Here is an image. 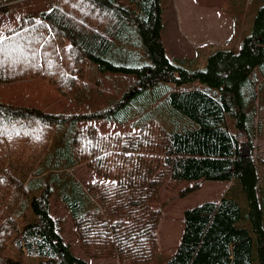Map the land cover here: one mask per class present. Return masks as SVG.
I'll return each instance as SVG.
<instances>
[{
    "label": "trees",
    "instance_id": "obj_1",
    "mask_svg": "<svg viewBox=\"0 0 264 264\" xmlns=\"http://www.w3.org/2000/svg\"><path fill=\"white\" fill-rule=\"evenodd\" d=\"M25 1L34 0H0V11ZM40 1L48 8L24 15L2 38L0 84L42 77L62 96L81 99L91 62L101 71L135 75L131 94L173 83L163 98L171 122L149 116L150 107L130 130L103 134L82 126L66 149L57 150L66 164L45 172V182L43 175L35 179V170L55 141L56 127L69 118L0 101V264H25L7 255L9 243L39 258L37 264H90L71 252L50 214L57 190L89 258H115L119 264H264L259 171L264 162L253 150L244 156V142L231 129L244 133L252 148L264 78V3L251 35L235 50H217L204 70L188 71L166 56L161 0ZM194 82L204 86L183 87ZM78 166L99 179L81 182L73 175ZM201 179L232 182L235 192L185 209L180 242L159 261L162 210L151 203L162 191L195 181L181 191L185 195ZM26 210L33 217L21 225Z\"/></svg>",
    "mask_w": 264,
    "mask_h": 264
},
{
    "label": "rangeland",
    "instance_id": "obj_2",
    "mask_svg": "<svg viewBox=\"0 0 264 264\" xmlns=\"http://www.w3.org/2000/svg\"><path fill=\"white\" fill-rule=\"evenodd\" d=\"M263 3L264 0H161V37L166 56L171 63L188 71L204 70L207 58L212 53L220 49L235 50L245 37L251 35L256 13ZM47 8L45 1L34 0L0 11V39L7 36L9 30L18 25L24 15L38 14ZM135 79V75L101 71L97 64L89 62L85 74L87 89L81 99L62 96L56 87L42 77L0 84V101L36 107L69 118V121L56 127L55 141L36 168L35 179L43 175L41 179L46 182L49 176H45V172L66 164L67 160L58 159L57 150L66 149L73 132L82 126L93 125L103 134L130 130V123L150 107L149 116L162 123L171 122L170 112L165 110L163 98L176 86L173 83H160L146 91L131 94L129 90L135 85ZM259 82L257 114L254 120L258 133L252 148L246 144L244 133L235 131L234 127L231 129L244 142L242 154L249 156L253 150V155L264 162V78H260ZM203 86L200 82H194L183 87ZM126 91H129L131 96L118 106L120 96ZM114 108L117 112L109 113ZM106 113L112 117L108 119L103 116ZM262 165L264 166V163ZM261 173H264V167L261 168ZM74 174L81 182L99 179L86 166L76 167ZM194 182L183 181L174 190H164L160 197L151 203L152 207L162 210L158 230L159 261L169 258L177 248L183 233L185 209L205 201H218L223 196L235 192L232 184L228 182L201 179L196 181L198 188L182 195L181 191L192 186ZM59 196L57 190L51 199L50 214L56 221L64 242L70 245L71 252L90 264H119L115 258L95 259L84 254L67 206L61 202ZM26 211L27 215L20 220L21 225L32 220L33 215L29 210ZM6 253L25 264H37L40 261L39 258H28L12 243L8 244Z\"/></svg>",
    "mask_w": 264,
    "mask_h": 264
},
{
    "label": "crops",
    "instance_id": "obj_3",
    "mask_svg": "<svg viewBox=\"0 0 264 264\" xmlns=\"http://www.w3.org/2000/svg\"><path fill=\"white\" fill-rule=\"evenodd\" d=\"M263 167H264L263 165H262V166H260V170H259V171H260V173H261V168H263ZM262 179H263L262 181L264 182V178H262ZM230 184H232L233 188L235 187V184H234V183L230 182ZM52 218H53V217H52ZM87 262H88V261H87Z\"/></svg>",
    "mask_w": 264,
    "mask_h": 264
},
{
    "label": "snow or ice",
    "instance_id": "obj_4",
    "mask_svg": "<svg viewBox=\"0 0 264 264\" xmlns=\"http://www.w3.org/2000/svg\"><path fill=\"white\" fill-rule=\"evenodd\" d=\"M4 41L2 39H0V45H3Z\"/></svg>",
    "mask_w": 264,
    "mask_h": 264
}]
</instances>
